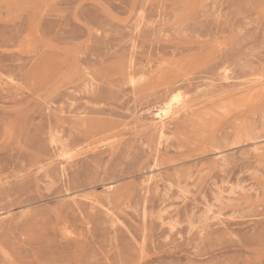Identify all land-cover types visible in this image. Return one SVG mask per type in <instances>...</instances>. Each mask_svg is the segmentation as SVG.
I'll use <instances>...</instances> for the list:
<instances>
[{"label":"rangeland","instance_id":"obj_1","mask_svg":"<svg viewBox=\"0 0 264 264\" xmlns=\"http://www.w3.org/2000/svg\"><path fill=\"white\" fill-rule=\"evenodd\" d=\"M0 264H264V0H0Z\"/></svg>","mask_w":264,"mask_h":264},{"label":"bare ground","instance_id":"obj_2","mask_svg":"<svg viewBox=\"0 0 264 264\" xmlns=\"http://www.w3.org/2000/svg\"><path fill=\"white\" fill-rule=\"evenodd\" d=\"M178 101L177 97H174L166 106L165 110H164V115H166L167 113L169 114V111L172 109V107L174 106V103Z\"/></svg>","mask_w":264,"mask_h":264}]
</instances>
